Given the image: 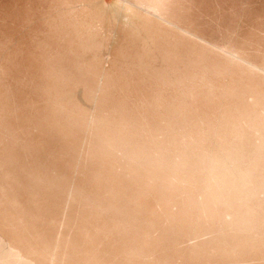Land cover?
Segmentation results:
<instances>
[{
    "label": "rangeland",
    "instance_id": "rangeland-1",
    "mask_svg": "<svg viewBox=\"0 0 264 264\" xmlns=\"http://www.w3.org/2000/svg\"><path fill=\"white\" fill-rule=\"evenodd\" d=\"M0 264H264V0H0Z\"/></svg>",
    "mask_w": 264,
    "mask_h": 264
}]
</instances>
